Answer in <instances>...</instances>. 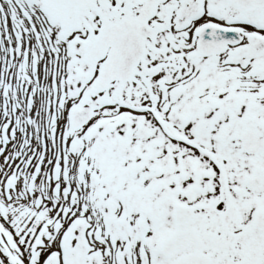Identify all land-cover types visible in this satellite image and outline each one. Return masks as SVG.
<instances>
[{"label": "snow or ice", "instance_id": "obj_1", "mask_svg": "<svg viewBox=\"0 0 264 264\" xmlns=\"http://www.w3.org/2000/svg\"><path fill=\"white\" fill-rule=\"evenodd\" d=\"M0 264H264V0H0Z\"/></svg>", "mask_w": 264, "mask_h": 264}]
</instances>
